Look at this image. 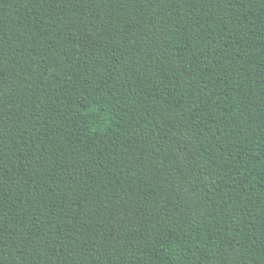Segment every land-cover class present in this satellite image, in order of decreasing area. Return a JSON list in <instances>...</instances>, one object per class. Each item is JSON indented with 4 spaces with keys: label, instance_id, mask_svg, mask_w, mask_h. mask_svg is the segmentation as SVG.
<instances>
[{
    "label": "trees",
    "instance_id": "16d2710c",
    "mask_svg": "<svg viewBox=\"0 0 264 264\" xmlns=\"http://www.w3.org/2000/svg\"><path fill=\"white\" fill-rule=\"evenodd\" d=\"M0 264H264V0H0Z\"/></svg>",
    "mask_w": 264,
    "mask_h": 264
}]
</instances>
